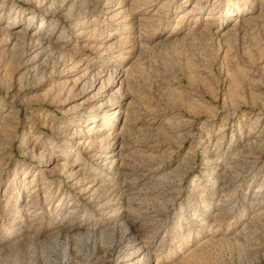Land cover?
<instances>
[{
  "label": "rangeland",
  "instance_id": "obj_1",
  "mask_svg": "<svg viewBox=\"0 0 264 264\" xmlns=\"http://www.w3.org/2000/svg\"><path fill=\"white\" fill-rule=\"evenodd\" d=\"M129 263L264 264V0H0V264Z\"/></svg>",
  "mask_w": 264,
  "mask_h": 264
},
{
  "label": "bare ground",
  "instance_id": "obj_2",
  "mask_svg": "<svg viewBox=\"0 0 264 264\" xmlns=\"http://www.w3.org/2000/svg\"><path fill=\"white\" fill-rule=\"evenodd\" d=\"M92 232V231H91ZM129 264H131V263H129Z\"/></svg>",
  "mask_w": 264,
  "mask_h": 264
}]
</instances>
